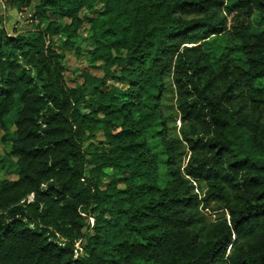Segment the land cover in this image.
<instances>
[{
    "label": "trees",
    "instance_id": "obj_1",
    "mask_svg": "<svg viewBox=\"0 0 264 264\" xmlns=\"http://www.w3.org/2000/svg\"><path fill=\"white\" fill-rule=\"evenodd\" d=\"M2 1L0 264H264V0Z\"/></svg>",
    "mask_w": 264,
    "mask_h": 264
},
{
    "label": "rangeland",
    "instance_id": "obj_2",
    "mask_svg": "<svg viewBox=\"0 0 264 264\" xmlns=\"http://www.w3.org/2000/svg\"><path fill=\"white\" fill-rule=\"evenodd\" d=\"M38 4H40V0H35V6H38ZM30 11L32 12V10ZM30 11H28V13H30ZM54 19L56 21H60V19L57 17L51 18V21ZM8 22L10 24L8 26V30L11 35L15 34L14 32L16 30L18 31L30 30L29 25H27V24H30V21L24 20V19L21 21L20 20L18 21V17L16 14L13 15L12 17H8ZM62 22L64 24L65 23L70 24V21L68 19L63 20ZM88 30H89V27L85 26V28H82L79 31L78 37L76 39V46H75L76 48L78 47L84 48L85 46L84 40L88 37V33H89ZM63 64H64V76H65L67 85L70 88H76L83 83L82 73L84 71L88 70L95 76H99V77L102 76V73L100 70L90 68L88 63L83 58H80L79 56H77L75 50L68 51L65 53V60ZM172 100L174 103L175 99H172ZM176 128H177V132H179L181 128L180 121L176 122ZM5 139H6L5 132L3 130H0V182L5 180L6 178L15 179L14 176H11V177L8 176L7 171L3 169V166L5 165L9 166V161H10L9 154L11 152V144L6 143ZM183 160H184L183 165L185 166L187 163V158H183ZM196 192H198L201 195V197H203L201 190H196ZM30 200L33 201L34 196H32ZM204 212L209 218V220L211 221H215L218 217L224 214V211L217 210L215 205H212L209 209L204 210ZM226 218L229 219V216L226 215ZM91 224H93V221H91ZM77 249L80 251L82 250L81 244H78Z\"/></svg>",
    "mask_w": 264,
    "mask_h": 264
},
{
    "label": "built area",
    "instance_id": "obj_3",
    "mask_svg": "<svg viewBox=\"0 0 264 264\" xmlns=\"http://www.w3.org/2000/svg\"><path fill=\"white\" fill-rule=\"evenodd\" d=\"M8 9L5 7L4 3L2 0H0V35L3 33V32H8L9 33V30H8ZM17 17H18V21L20 20H29L32 18V14L31 13H28V11H23V12H17L16 13Z\"/></svg>",
    "mask_w": 264,
    "mask_h": 264
},
{
    "label": "crops",
    "instance_id": "obj_4",
    "mask_svg": "<svg viewBox=\"0 0 264 264\" xmlns=\"http://www.w3.org/2000/svg\"><path fill=\"white\" fill-rule=\"evenodd\" d=\"M17 13V11H15V10H8V12H7V14H8V17H12L13 15H15ZM10 24L8 23V26H9Z\"/></svg>",
    "mask_w": 264,
    "mask_h": 264
}]
</instances>
